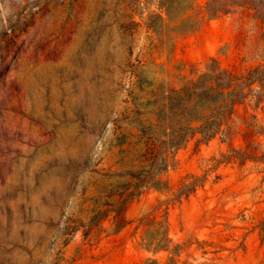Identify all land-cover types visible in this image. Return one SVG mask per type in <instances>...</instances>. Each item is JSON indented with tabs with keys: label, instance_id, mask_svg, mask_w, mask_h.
Segmentation results:
<instances>
[{
	"label": "rangeland",
	"instance_id": "1",
	"mask_svg": "<svg viewBox=\"0 0 264 264\" xmlns=\"http://www.w3.org/2000/svg\"><path fill=\"white\" fill-rule=\"evenodd\" d=\"M0 264H264V0H0Z\"/></svg>",
	"mask_w": 264,
	"mask_h": 264
},
{
	"label": "trees",
	"instance_id": "2",
	"mask_svg": "<svg viewBox=\"0 0 264 264\" xmlns=\"http://www.w3.org/2000/svg\"><path fill=\"white\" fill-rule=\"evenodd\" d=\"M209 131V130H208ZM176 145V144H175Z\"/></svg>",
	"mask_w": 264,
	"mask_h": 264
}]
</instances>
